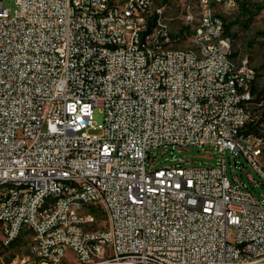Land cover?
Segmentation results:
<instances>
[{"label":"built area","instance_id":"2783aa9c","mask_svg":"<svg viewBox=\"0 0 264 264\" xmlns=\"http://www.w3.org/2000/svg\"><path fill=\"white\" fill-rule=\"evenodd\" d=\"M144 1L13 0L11 9L0 0V181L27 180L26 189L0 188L1 242L33 226L35 264L49 263L43 255L62 264L68 251L78 264H264V200L237 176L233 183L224 163L227 151L241 154L264 185L254 150L231 140L241 130L254 142L243 96L256 72L246 58L227 68L223 45L204 46V58L196 47L187 52L166 34L174 19L157 22L159 5L156 19L141 23L133 4ZM201 6L203 28L186 34L185 12L179 35L225 34L216 0ZM231 80L246 91H232ZM161 145H213L221 164L187 167L178 158L153 168ZM45 190L53 218L34 221V198ZM86 198L105 204L101 234L91 233L94 220L79 228L73 212L63 219V206Z\"/></svg>","mask_w":264,"mask_h":264},{"label":"rangeland","instance_id":"374dc122","mask_svg":"<svg viewBox=\"0 0 264 264\" xmlns=\"http://www.w3.org/2000/svg\"><path fill=\"white\" fill-rule=\"evenodd\" d=\"M197 0H154V7L164 8L165 16L173 18L172 36H180V46H191V37L179 35L182 32V24H180V15L184 14L189 5L196 3ZM4 8H13V0H2ZM224 21L225 34L231 38L232 55L237 62L240 58H246L252 68H254L255 82L253 85V100L249 105L252 118H264V0H239L236 7L225 10L221 13ZM188 29V30H187ZM179 31V32H178ZM191 34L189 28L186 27V34ZM92 119L95 125L99 126L103 123L102 108L96 106L92 111ZM261 132L264 133V124H262ZM91 133H98V130H91ZM264 141V137L262 136ZM151 157H154L152 163L153 168L171 165L177 162L178 158L188 159L190 166H209L214 167L221 164L222 154L217 151L213 145L205 146H158L152 149ZM226 174L234 183V177L244 183V187L250 190L258 200H264V185L260 184V180L251 168L245 158L238 153L227 151L224 159ZM249 178L252 180L249 181ZM95 219L93 227L103 229L107 226V219L102 208L94 207L92 209ZM30 232L23 231L22 234L13 242L6 246L1 242L2 232L0 224V264H12L16 260V264H35L34 256L29 250ZM62 264H78L73 254L68 251L66 259Z\"/></svg>","mask_w":264,"mask_h":264},{"label":"bare ground","instance_id":"6f19581e","mask_svg":"<svg viewBox=\"0 0 264 264\" xmlns=\"http://www.w3.org/2000/svg\"><path fill=\"white\" fill-rule=\"evenodd\" d=\"M204 0H197L196 3L189 5L186 12L188 16L187 28L191 34H197V31L204 26V16L202 14L201 3ZM239 0H216V10L218 12H224L236 7ZM154 0H145L141 4H133V12L138 13V20L141 23H148L150 20L156 19V7ZM92 6H99V0H92ZM185 14V13H184ZM165 16L164 8L158 7L157 22H164ZM188 30V29H187ZM179 32V31H178ZM213 33H220V26H213ZM167 36H172L171 26L166 27ZM188 34V33H187ZM181 41V37L177 36V44ZM191 46L186 47L187 52H195L197 58H204V46L215 47L223 45V52H225V63L227 68H239V62L235 60L232 55L231 38L226 34H220L219 36L206 37L204 40L201 37H191ZM227 42V43H226ZM116 48H123V41H116ZM250 68L252 66L250 65ZM232 91H246V84L240 83V80H231ZM253 100V93L250 96H243V103H251ZM254 133V142H247V137H242L241 130H233L231 133L232 143H238L239 151L254 150V162L255 170L260 173H264V141L262 136L258 133ZM61 182H69V175H61ZM0 188H4L5 191H18L27 188V180L24 179H12L1 180ZM53 205L52 190H45L38 198H34V221H41V218H53V211H47L50 206ZM94 207H101L105 213L107 219V225H109V214L105 211V204L102 203V199L86 198V203L79 204H67L63 206V219H71V213L73 212V218H81L73 220V227L88 228L89 220H94L95 216L92 212ZM1 227L3 226V219H0ZM94 224V223H93ZM91 225L92 234H101L103 229H96ZM5 228H14V219L5 218ZM24 231V227L16 228V237H10L4 241V245L9 246ZM26 231L33 235V226H26ZM36 247V240H29V248ZM43 262H49L48 264H57L51 262V255H43Z\"/></svg>","mask_w":264,"mask_h":264},{"label":"trees","instance_id":"16d2710c","mask_svg":"<svg viewBox=\"0 0 264 264\" xmlns=\"http://www.w3.org/2000/svg\"><path fill=\"white\" fill-rule=\"evenodd\" d=\"M227 28H228L227 26L224 27V30ZM252 92H253V87H252ZM259 119H260V117L259 118H252V120L246 124L244 131L260 133L261 132L260 130L262 128V124H264V118L262 120H259ZM262 134H263L262 136L264 137V133H262Z\"/></svg>","mask_w":264,"mask_h":264}]
</instances>
